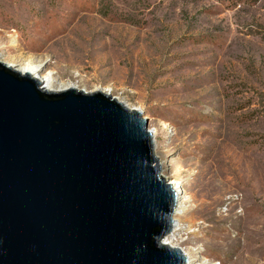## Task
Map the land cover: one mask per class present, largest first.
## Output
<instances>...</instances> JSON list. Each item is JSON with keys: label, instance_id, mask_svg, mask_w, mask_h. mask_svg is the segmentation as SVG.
I'll return each instance as SVG.
<instances>
[{"label": "rangeland", "instance_id": "obj_1", "mask_svg": "<svg viewBox=\"0 0 264 264\" xmlns=\"http://www.w3.org/2000/svg\"><path fill=\"white\" fill-rule=\"evenodd\" d=\"M0 61L142 111L190 197L164 241L264 264V0H0Z\"/></svg>", "mask_w": 264, "mask_h": 264}, {"label": "water", "instance_id": "obj_2", "mask_svg": "<svg viewBox=\"0 0 264 264\" xmlns=\"http://www.w3.org/2000/svg\"><path fill=\"white\" fill-rule=\"evenodd\" d=\"M143 112L0 61V264H187Z\"/></svg>", "mask_w": 264, "mask_h": 264}, {"label": "bare ground", "instance_id": "obj_3", "mask_svg": "<svg viewBox=\"0 0 264 264\" xmlns=\"http://www.w3.org/2000/svg\"><path fill=\"white\" fill-rule=\"evenodd\" d=\"M5 63V62H4ZM7 64V63H6ZM8 66L12 67L13 69L20 71L21 73L25 74V73H30L33 77H36L40 82H41V86L42 88L46 91H62L68 88H71V86L69 87L68 85H61L59 88L54 89L52 87V82H53V73L52 72H47V73H42V66L41 65H36V66H25V67H21L19 70L14 68V66L7 64ZM96 91H100V90H96ZM103 92V91H102ZM105 93V92H104ZM108 94V93H106ZM159 159V158H158ZM161 169L164 166L163 161H159ZM168 182L170 184H172L173 188L178 192V205H177V209L174 212V215L176 214H181L184 212L185 210V202L189 200V196H186L185 192L183 191L182 186L180 185V183L177 180L171 179V177H166ZM173 215V217H174ZM175 218H174V223H175ZM178 230V228L176 227V224H174L173 229L171 230L170 233H168L163 241L165 240V238L168 235L174 234L176 231ZM165 242V241H164ZM166 243V242H165ZM168 244V243H167ZM170 245V244H169ZM172 246V245H171ZM188 256V262L187 264H191L193 263V258L190 256L189 253L185 252Z\"/></svg>", "mask_w": 264, "mask_h": 264}]
</instances>
